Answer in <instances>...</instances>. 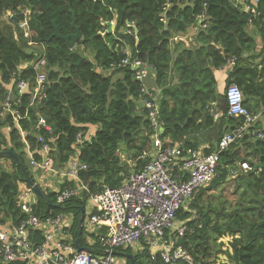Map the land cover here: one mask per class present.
Here are the masks:
<instances>
[{
  "label": "trees",
  "instance_id": "1",
  "mask_svg": "<svg viewBox=\"0 0 264 264\" xmlns=\"http://www.w3.org/2000/svg\"><path fill=\"white\" fill-rule=\"evenodd\" d=\"M28 10L25 30L19 23ZM254 13L264 15V0L250 12ZM250 14L234 8L230 0H0V18H4L0 22V229L17 227L27 217L17 206L23 172L2 152L11 151L33 182L25 147L28 144L40 160L35 134L50 146L55 170H66L73 159L86 167L78 173L84 190L62 208L47 206L38 196L33 207L34 217L40 220L72 216L67 232L80 247L84 230V225L81 233L78 229L80 208H85L91 195L104 187H118L148 162L141 157L152 147L153 127L148 108L141 104L144 97L149 101L156 97L165 146L187 137L185 145L195 149L200 143L195 134L207 132L205 154L212 153L221 137L243 122L226 112L229 85L241 89L243 105L253 116L264 107V22L259 16L249 23ZM201 23L206 27L201 28ZM192 26L200 27L197 47L174 42L176 35ZM250 26L255 29L252 35L247 32ZM55 30L63 37L77 30L81 39L70 48L54 38ZM125 48L130 49L131 60L144 62L154 73L155 85L146 86L147 93L136 80L135 69L110 70L111 64L126 57ZM41 57L47 62V79L36 88L32 65ZM232 58L236 62L220 91L215 73ZM14 72L28 84L24 94L11 90L12 107L20 117L17 126L3 107ZM38 116L50 131L35 130ZM6 126L11 127L9 132ZM20 131L25 132L24 138ZM238 161H246L253 170L230 176ZM218 163L213 181L176 212V221L187 229L179 242L191 264H216L219 255L226 258L221 264H264V141L245 134L220 154ZM64 186L76 185L65 181ZM230 186L233 201L224 196ZM40 189L56 204L54 192ZM28 234L33 244L44 241L43 230H28ZM92 238V253L102 255L98 237ZM116 252L129 254L133 264H164L159 257L151 260L147 250L118 248ZM0 264L8 263L0 260ZM126 264H130L127 259Z\"/></svg>",
  "mask_w": 264,
  "mask_h": 264
},
{
  "label": "built area",
  "instance_id": "2",
  "mask_svg": "<svg viewBox=\"0 0 264 264\" xmlns=\"http://www.w3.org/2000/svg\"><path fill=\"white\" fill-rule=\"evenodd\" d=\"M230 1L234 8L246 14H250L252 9L259 4V0ZM29 14V10L25 11V20L19 23V27L25 30ZM250 15L249 23L259 16L264 22L263 14ZM199 18L202 20L204 16ZM132 26L133 24L128 25L131 28ZM205 27L206 24L201 23V28ZM123 52L126 57L117 65L111 64L110 70L127 67L135 69L137 71L135 78L142 83L147 93L145 79L150 71L149 66L138 59L131 60L127 48ZM235 62V58H232L227 65L233 67ZM32 66L36 73L34 80L36 88H40L47 79L45 57H41ZM24 67L26 64L21 68ZM7 88L9 94L3 102V107L6 112L11 113L14 124L17 126L20 117L12 107L10 93L12 94L11 90L15 88L19 95L24 94L28 89V84L19 80L14 72ZM152 99L153 101H149L147 97H144L141 101V104L149 110V119L153 127L152 147L141 157L148 159V162L143 169L131 173L118 187H104L101 193L89 197V206L92 211L85 217V225L89 232L95 233L96 229L103 230L102 234L97 233L96 236L104 253L96 255L92 252H78L67 232L73 224L72 216L59 215L45 220L34 217L33 207L37 202V195L32 187L21 183L19 193H17V206L27 217L17 227L0 229V260L2 263L119 264L112 252L118 248H133L135 251L147 250L151 260L159 257L164 264H191L190 255L179 242L187 229L185 224L176 221V212L181 208H186L198 189L208 186L217 176L218 162L222 152L245 134L264 141V131L254 129L257 117L247 111L243 105L244 97L241 89L231 84L225 90L226 112L229 117L242 118L243 122L231 132L224 134L212 153L202 154L197 149L185 145L184 142L165 146L161 139L164 121L155 103L156 97L153 96ZM10 130L11 127L6 126V131ZM35 130L50 131L43 117H37ZM20 134L22 138L25 137V132L20 131ZM35 137L40 145L37 150L40 160L35 159V152L31 151L27 144L26 154L29 168L49 176L55 175L56 170L52 167L50 146L41 134H35ZM86 138L89 140L90 135ZM76 140L83 145L81 136L76 137ZM236 165V170L230 171L232 177L253 170V167L246 161H238ZM66 167L67 176L72 178L76 186H64L65 182L62 180L57 190L53 191L56 194V204L63 205L85 188L78 180V173L86 168L85 165L82 166L78 164L77 159H73ZM28 230H43L44 241L40 244H33L29 239Z\"/></svg>",
  "mask_w": 264,
  "mask_h": 264
},
{
  "label": "crops",
  "instance_id": "3",
  "mask_svg": "<svg viewBox=\"0 0 264 264\" xmlns=\"http://www.w3.org/2000/svg\"><path fill=\"white\" fill-rule=\"evenodd\" d=\"M199 28H200L199 26L190 27L184 34L176 35V37L174 38V42L175 43H181V44L185 45L186 48L197 47L198 44H199L197 42V33H198ZM127 50L130 52L129 48H127ZM231 68L232 67L230 65H226V66L221 67L218 71H216L215 75L218 78L217 82L219 84V86L217 84L218 90H220V91L222 90L221 88L224 85L223 83L226 80L227 74H228V72H229V70ZM146 79L147 80L145 81V86H147V87L152 89L154 87V85H155V81H154V73H153V71L151 69H150ZM8 90L9 89L7 88V91ZM10 95L12 96L11 93H10ZM215 106H216L215 104L212 105V112L213 113L214 112L216 113L215 109H217V108H215ZM218 116H219V114H216L215 115V119H217ZM255 117H257V120L255 122V124L257 125V130L258 129L259 130H263L264 129V107H263V109L258 110V112L256 113ZM4 133H5V130H4ZM206 133L207 132L195 134V138H198L197 140L200 141V143L198 144L197 148H195V149H197L202 154H205V150L208 148L207 145H206V141L208 139L207 136H206ZM186 139H187V137L184 138L182 141H179V142H184L185 143ZM213 141H214L213 142L214 145H216L214 139H213ZM167 142H168V144L172 143L170 140H167ZM176 143H178V142H176ZM26 149L27 148L25 147V151L27 153ZM27 160H28V158H27ZM30 170H31V173H32L33 180L38 184V186L42 187V188L50 189V191H52V192L57 190V188H58L59 184L62 182V180H63V182L72 181V178L68 177L67 174H66L67 170H56V174L52 175V176L43 174V173H41L39 171L34 170L33 168L30 169ZM91 211L92 210L90 209L89 199H88L87 202H86L85 208H84V212H85L84 218L87 215H89ZM83 225H84V230H83V235L81 237L82 248L89 247V248L92 249L93 246H95V241L92 238V235H96L101 230L96 229L95 233L93 231L89 232L87 226L85 225V221H84ZM116 260L119 262V264H125V260L123 258H119V256H117Z\"/></svg>",
  "mask_w": 264,
  "mask_h": 264
},
{
  "label": "water",
  "instance_id": "4",
  "mask_svg": "<svg viewBox=\"0 0 264 264\" xmlns=\"http://www.w3.org/2000/svg\"><path fill=\"white\" fill-rule=\"evenodd\" d=\"M74 24H73V28H74ZM112 31V24L111 23H108V32L110 33ZM54 38L57 37V38H60L62 40H64L66 42V44L72 48L73 46H75L76 42L78 40H80V35L78 33L77 30H75V34L74 35H70V36H61L56 30L53 34ZM4 155H7L9 156L10 158L13 159V161L16 163L17 166H19L23 172V181L29 185L30 187H32L34 189V192L35 194L45 202V204L47 206H52V207H55V208H62V205L61 204H52L50 203V201L47 199L46 195L42 192V190L38 187V185H36L34 182H32V180L30 179V177L28 176L27 174V171L25 169V166L21 163V161L11 152V151H5V152H2ZM84 208L81 207L80 208V217H79V220H78V229L81 233V228H82V225L84 223ZM75 245H76V248L78 250V252H92V249L89 248V247H86V248H82L78 245V241L75 240ZM113 254L117 255V256H121L125 259H127L129 261L130 264H133V260H132V257L129 255V254H126V253H121V252H116V251H113L112 252Z\"/></svg>",
  "mask_w": 264,
  "mask_h": 264
},
{
  "label": "rangeland",
  "instance_id": "5",
  "mask_svg": "<svg viewBox=\"0 0 264 264\" xmlns=\"http://www.w3.org/2000/svg\"><path fill=\"white\" fill-rule=\"evenodd\" d=\"M4 20V18H0V22H2ZM254 28H252L251 26L250 27H247V32L249 33V34H253V32H254ZM251 32V33H250ZM259 42V38H258V40H257V43ZM89 57H90V55H89ZM216 110V112H217V109H215ZM9 164V163H8ZM43 190L44 191H47L46 193H49V189H47V188H43ZM232 192H233V189H231V186L230 187H228L227 188V191H226V194L224 195L225 197H227L228 198V200H230V201H233L234 200V198H233V196H232ZM219 259L218 260H216V264H221V262H225L226 261V258H225V256L224 255H219V257H218Z\"/></svg>",
  "mask_w": 264,
  "mask_h": 264
},
{
  "label": "clouds",
  "instance_id": "6",
  "mask_svg": "<svg viewBox=\"0 0 264 264\" xmlns=\"http://www.w3.org/2000/svg\"><path fill=\"white\" fill-rule=\"evenodd\" d=\"M111 24H112V28H113V22H111ZM112 32V31H111ZM257 130V129H256ZM264 131V129L263 130H261V132H263ZM213 152V151H212ZM33 182L36 184V182L33 180ZM25 183V182H24ZM37 185V184H36ZM39 187V186H38ZM40 188V187H39ZM85 221V220H84ZM84 224V223H83ZM83 226V225H82ZM75 243V242H74ZM115 255V254H114ZM116 257H117V255H115ZM125 261H126V259L125 258H123Z\"/></svg>",
  "mask_w": 264,
  "mask_h": 264
}]
</instances>
